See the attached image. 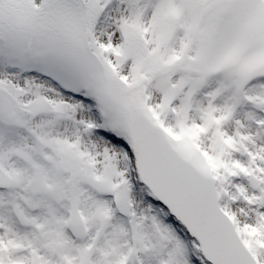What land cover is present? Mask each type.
<instances>
[{"label":"snow or ice","instance_id":"1","mask_svg":"<svg viewBox=\"0 0 264 264\" xmlns=\"http://www.w3.org/2000/svg\"><path fill=\"white\" fill-rule=\"evenodd\" d=\"M0 264H264V0H0Z\"/></svg>","mask_w":264,"mask_h":264}]
</instances>
